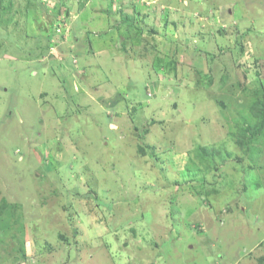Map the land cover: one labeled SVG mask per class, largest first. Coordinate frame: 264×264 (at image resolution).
<instances>
[{
	"label": "rangeland",
	"instance_id": "obj_1",
	"mask_svg": "<svg viewBox=\"0 0 264 264\" xmlns=\"http://www.w3.org/2000/svg\"><path fill=\"white\" fill-rule=\"evenodd\" d=\"M263 124L264 0H0V264H264Z\"/></svg>",
	"mask_w": 264,
	"mask_h": 264
},
{
	"label": "trees",
	"instance_id": "obj_2",
	"mask_svg": "<svg viewBox=\"0 0 264 264\" xmlns=\"http://www.w3.org/2000/svg\"><path fill=\"white\" fill-rule=\"evenodd\" d=\"M261 129H260V132L262 133L263 131H264V124L260 127ZM253 138H258V136H252V137H250V139H249V141L250 142H253L254 141V139Z\"/></svg>",
	"mask_w": 264,
	"mask_h": 264
}]
</instances>
